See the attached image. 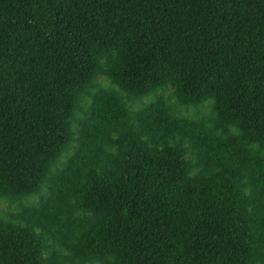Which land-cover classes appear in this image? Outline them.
Wrapping results in <instances>:
<instances>
[{
  "label": "trees",
  "instance_id": "trees-1",
  "mask_svg": "<svg viewBox=\"0 0 264 264\" xmlns=\"http://www.w3.org/2000/svg\"><path fill=\"white\" fill-rule=\"evenodd\" d=\"M44 190L0 264H264V0H0V202Z\"/></svg>",
  "mask_w": 264,
  "mask_h": 264
},
{
  "label": "rangeland",
  "instance_id": "rangeland-1",
  "mask_svg": "<svg viewBox=\"0 0 264 264\" xmlns=\"http://www.w3.org/2000/svg\"><path fill=\"white\" fill-rule=\"evenodd\" d=\"M99 84L104 87V88H108V89H112L115 91H118V88L114 85H112L109 80L105 79V78H100L99 79ZM159 96H162L165 101L167 102V104L172 108L173 113L177 116L180 117H185V118H191V119H195V120H204L206 121L208 124H210V118H211V104L210 103H206L201 107H197V108H193V107H183L180 106L176 99L174 98V96L172 95V91L170 88H164L161 89L158 94ZM154 99V97H148V98H143L140 100H126L128 108L131 111H137L139 109H141L142 107H144L145 105L149 104L152 100ZM65 158L62 159V161ZM47 191L44 190L41 195H36L33 196L31 198L28 199H23V200H15V201H10V200H2L0 202V214L2 215H7V214H18L22 211V208L30 205V204H34L39 202L41 196L46 195ZM50 248L49 251L51 253H53L54 251H58L61 252L63 255L66 254V252L61 251L59 249V247L55 244H53L52 242H49Z\"/></svg>",
  "mask_w": 264,
  "mask_h": 264
}]
</instances>
